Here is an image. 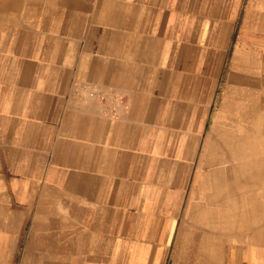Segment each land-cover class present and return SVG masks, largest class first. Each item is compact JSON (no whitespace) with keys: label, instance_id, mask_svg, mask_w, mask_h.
<instances>
[{"label":"crops","instance_id":"1","mask_svg":"<svg viewBox=\"0 0 264 264\" xmlns=\"http://www.w3.org/2000/svg\"><path fill=\"white\" fill-rule=\"evenodd\" d=\"M263 115L264 0H0V264H264Z\"/></svg>","mask_w":264,"mask_h":264},{"label":"rangeland","instance_id":"2","mask_svg":"<svg viewBox=\"0 0 264 264\" xmlns=\"http://www.w3.org/2000/svg\"><path fill=\"white\" fill-rule=\"evenodd\" d=\"M264 119V115H263ZM251 127V128H250ZM241 134L236 136V139L238 141H234V144L232 143V147L238 148V156L236 158L237 164H242V161L244 162L246 160L245 155H240L245 153L246 150H249L248 152L252 151V156H248V160L252 159V161H249V166H253V172L248 173V175H252L254 177V185L256 187L253 188H238L237 189V198H236V204H237V222L244 223L246 220V202L249 201L250 193L253 189V199H254V219L255 222L259 220L261 223L264 219V137L261 135V132L264 130V120H254V123L252 125H249L248 128L242 127ZM248 129V130H246ZM242 131H244L242 133ZM230 148V146H227ZM245 175V174H244ZM242 180H245L244 178ZM240 182V179H239ZM235 217V219H236Z\"/></svg>","mask_w":264,"mask_h":264},{"label":"built area","instance_id":"3","mask_svg":"<svg viewBox=\"0 0 264 264\" xmlns=\"http://www.w3.org/2000/svg\"><path fill=\"white\" fill-rule=\"evenodd\" d=\"M81 90L85 92L86 99L98 103L100 112L105 116L116 118L127 111L128 100L124 94L89 88L87 85L81 86Z\"/></svg>","mask_w":264,"mask_h":264}]
</instances>
